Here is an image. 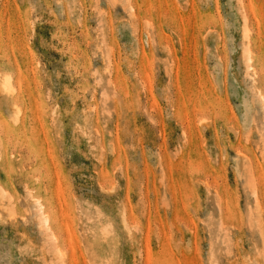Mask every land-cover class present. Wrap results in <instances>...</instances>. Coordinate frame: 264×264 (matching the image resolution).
Wrapping results in <instances>:
<instances>
[{
    "label": "rangeland",
    "instance_id": "1",
    "mask_svg": "<svg viewBox=\"0 0 264 264\" xmlns=\"http://www.w3.org/2000/svg\"><path fill=\"white\" fill-rule=\"evenodd\" d=\"M0 264H264V0H0Z\"/></svg>",
    "mask_w": 264,
    "mask_h": 264
},
{
    "label": "bare ground",
    "instance_id": "2",
    "mask_svg": "<svg viewBox=\"0 0 264 264\" xmlns=\"http://www.w3.org/2000/svg\"><path fill=\"white\" fill-rule=\"evenodd\" d=\"M248 61H249V60H248ZM4 83H5V84H4L5 89H9V88H10V86H9V82L6 80ZM2 85H3V84H2ZM4 86H3V87H4ZM39 207H41V206H39ZM41 208H42V207H41ZM46 218H47V217H46ZM46 218H45V219H46ZM45 219H44V220H45ZM44 220H43V221H44ZM46 220H47V219H46ZM46 220H45V222H46ZM102 229H103V228H101V230H102ZM105 233L107 234V233H109V232L106 231ZM100 234H101V233H100ZM108 235H111V234L109 233ZM104 236H106V235H104ZM104 236H103V238H104ZM103 242H104V241H103ZM114 250H115V249H114ZM109 258H110V257H109Z\"/></svg>",
    "mask_w": 264,
    "mask_h": 264
}]
</instances>
